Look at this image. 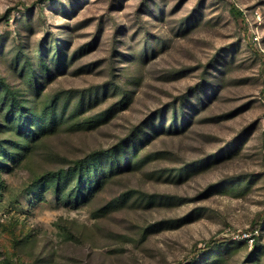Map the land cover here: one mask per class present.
Masks as SVG:
<instances>
[{"label": "rangeland", "instance_id": "1", "mask_svg": "<svg viewBox=\"0 0 264 264\" xmlns=\"http://www.w3.org/2000/svg\"><path fill=\"white\" fill-rule=\"evenodd\" d=\"M0 264H264V0H0Z\"/></svg>", "mask_w": 264, "mask_h": 264}, {"label": "trees", "instance_id": "2", "mask_svg": "<svg viewBox=\"0 0 264 264\" xmlns=\"http://www.w3.org/2000/svg\"><path fill=\"white\" fill-rule=\"evenodd\" d=\"M256 227L257 226H253L249 230L253 232L256 229ZM227 241H228L227 239L216 240L215 242L211 241V242H209V244L205 245L200 252H205L208 249H210L211 247H213L214 245H218V244H221V243H226Z\"/></svg>", "mask_w": 264, "mask_h": 264}, {"label": "built area", "instance_id": "3", "mask_svg": "<svg viewBox=\"0 0 264 264\" xmlns=\"http://www.w3.org/2000/svg\"><path fill=\"white\" fill-rule=\"evenodd\" d=\"M245 236V235H244Z\"/></svg>", "mask_w": 264, "mask_h": 264}]
</instances>
